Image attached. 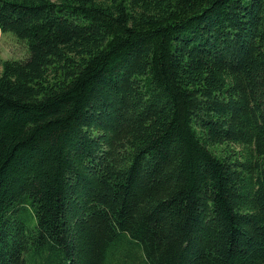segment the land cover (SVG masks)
I'll return each instance as SVG.
<instances>
[{
    "label": "trees",
    "instance_id": "obj_1",
    "mask_svg": "<svg viewBox=\"0 0 264 264\" xmlns=\"http://www.w3.org/2000/svg\"><path fill=\"white\" fill-rule=\"evenodd\" d=\"M0 264H264V0H0Z\"/></svg>",
    "mask_w": 264,
    "mask_h": 264
},
{
    "label": "rangeland",
    "instance_id": "obj_2",
    "mask_svg": "<svg viewBox=\"0 0 264 264\" xmlns=\"http://www.w3.org/2000/svg\"><path fill=\"white\" fill-rule=\"evenodd\" d=\"M27 44L11 32L0 33V70L1 61L7 58H22L27 56Z\"/></svg>",
    "mask_w": 264,
    "mask_h": 264
}]
</instances>
